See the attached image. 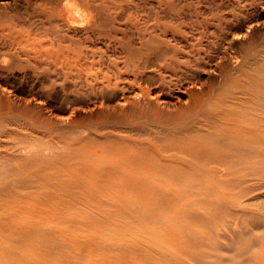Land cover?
Here are the masks:
<instances>
[{"label": "bare ground", "instance_id": "1", "mask_svg": "<svg viewBox=\"0 0 264 264\" xmlns=\"http://www.w3.org/2000/svg\"><path fill=\"white\" fill-rule=\"evenodd\" d=\"M161 2L0 0V264H264V0Z\"/></svg>", "mask_w": 264, "mask_h": 264}, {"label": "rangeland", "instance_id": "2", "mask_svg": "<svg viewBox=\"0 0 264 264\" xmlns=\"http://www.w3.org/2000/svg\"><path fill=\"white\" fill-rule=\"evenodd\" d=\"M110 2H132V4H151L152 0H109ZM161 2V0H157V2ZM173 4H175V7L181 8V11H178L176 23L180 20L181 25L185 27V31L188 30L189 32H193V28H198V25H196L195 21H200L201 19H204L208 23H212L211 20L218 19L220 17H227L232 13L240 14L243 13L244 15H250L251 13H254L255 9H257V3H259L260 0H173ZM165 2V3H164ZM171 3V0H162L161 6L164 8V5H169ZM209 4V6H208ZM168 7V6H167ZM225 15V16H224ZM245 15V16H247ZM180 16V17H179ZM179 17V18H178ZM197 18V19H196ZM193 20V23L191 21ZM203 20V21H204ZM190 24H192L190 26ZM209 30V29H208ZM207 34V32H206ZM207 38H205L202 41V44L208 41L207 46L204 45V49L201 50L206 54L214 55L217 51V43L215 44V39L212 37H209L205 35ZM206 41V42H205ZM189 42L194 44V39H190ZM198 49L196 47H193V49ZM219 48V47H218ZM191 47V51L193 50ZM210 50H212L210 52ZM215 52V53H214ZM97 54L104 55L105 52H97ZM146 56V54H145ZM7 73L10 76V81L13 82L16 85H22V86H30V83L33 81V73L25 67L24 64H20L15 62L12 68H10ZM68 88V87H66ZM63 91L56 90L53 93H48L49 99L53 102H61L64 103L63 99L65 100L69 98L70 91L67 89H63ZM66 90V91H65ZM59 91V92H57ZM69 95V96H68ZM182 201V197L180 198ZM182 204V202L180 203ZM180 207V206H179ZM165 215V214H164ZM154 230V229H153ZM154 236L152 238L153 242L162 241L164 245H166L170 250H175L176 247H178V244L180 240H170L168 239L165 232H162V230L155 229L154 230ZM221 241L224 243L225 241L221 239Z\"/></svg>", "mask_w": 264, "mask_h": 264}]
</instances>
